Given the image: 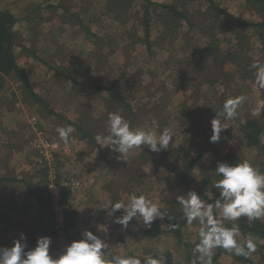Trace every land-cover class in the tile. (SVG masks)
I'll return each mask as SVG.
<instances>
[{
    "label": "rangeland",
    "instance_id": "obj_1",
    "mask_svg": "<svg viewBox=\"0 0 264 264\" xmlns=\"http://www.w3.org/2000/svg\"><path fill=\"white\" fill-rule=\"evenodd\" d=\"M150 1L156 5L149 7L151 45L147 49L141 27L143 0H28L24 7L20 0H14L18 20L14 28L16 61L45 106L31 102L21 93L19 82L7 77L0 89V176L6 167L18 182L29 177L42 182L46 167L50 170L48 181L56 186L54 195L59 196L61 186H67L68 195L62 200L77 212L76 227L67 235L63 233L56 223L59 213L54 211V202L62 211L60 196L51 198L57 231L48 236L52 238L50 255L54 258L65 245L78 240L83 230L97 227L95 235L110 245L106 256L131 253L146 260L170 252L173 264H194L184 247L198 259L193 248L198 243L199 225L196 221L187 225L176 200L184 195L177 175H182L188 164L178 151L185 142L191 145L190 160L196 159L187 175L193 188L206 177L212 184L217 163L223 162L231 149L241 154V162L247 160L264 173L262 150L245 147L240 138L244 118L264 120V89L255 83L254 70H249L255 62L264 63V14L248 8L249 0H213L228 14L253 25L247 27L217 15L211 18L205 0ZM52 3L67 7L69 13L58 6L51 8ZM160 4L176 7L186 19L171 39H164L163 31L177 19H169ZM0 8L11 10L13 6L4 2ZM207 43L213 47L220 44L221 59L222 52L229 51V62L218 69L213 66L214 71L212 67L203 70L213 65L212 57L206 60L203 53ZM60 69H69L72 80L62 77ZM211 73L212 81L206 82L203 76L210 78ZM108 87L124 102L113 100L104 90H95ZM238 96H244L245 101L236 118L220 117L227 129L221 132L219 142L210 143L214 114L223 110L227 100ZM257 110L260 115H253ZM113 112L121 113L134 128L151 130L153 118L161 129L169 127L172 141L168 149L152 153L137 148L123 161L107 147L92 143L91 138H82L80 130L89 136H106L108 114ZM69 125L75 132L65 144L57 128ZM44 141L57 144L52 156L40 151ZM20 185L13 183L0 190V247L12 246L20 233L26 236L29 248L44 236L38 231L42 225L33 220L42 213L33 215L35 202L30 205ZM209 191L213 196L216 193L212 186L207 194ZM132 193L147 196L170 218L177 217L185 246L170 235H139V228L150 229L139 217L127 228L113 223L123 212L111 217L109 199L127 201ZM45 221L52 224L51 219ZM243 237H238L241 243ZM252 237L257 249L249 257L250 264H260V241ZM232 256L223 249L217 264H241Z\"/></svg>",
    "mask_w": 264,
    "mask_h": 264
},
{
    "label": "clouds",
    "instance_id": "obj_2",
    "mask_svg": "<svg viewBox=\"0 0 264 264\" xmlns=\"http://www.w3.org/2000/svg\"><path fill=\"white\" fill-rule=\"evenodd\" d=\"M249 70H254L255 83L264 89V63L255 62L249 66ZM244 101V96L226 101L223 110L211 120L210 143L219 142L221 132L227 129L220 117L235 119L237 110ZM261 107L264 108V102ZM253 115H260V111H254ZM106 131V136L101 133L95 135L97 145L117 153V160L123 161L134 149L142 147V150L160 153L167 150L172 141V130L169 127L161 129L155 118L151 121V130H144L142 127L134 128L119 112L108 114ZM57 132L60 140L67 144L75 128L70 125L58 127ZM214 173L219 179L213 183L212 189L218 195L214 198L209 191L208 195L213 198L212 203L203 199L195 190L176 197L187 225L198 222V243L193 248V253L202 264H212L218 248L238 257H250L256 252L257 242L249 234L243 237L241 243L238 237L242 234L236 222L241 217H246L249 221L264 219V173L247 160L235 165L218 162ZM108 204L111 217L122 210L123 214L113 220V223L122 228H127L129 222L137 217L146 228L151 227L156 219L167 218V213L145 195L132 193L127 201L112 202L109 199ZM226 222H233L232 226H225ZM170 227L174 229L176 226ZM51 244V237L42 236L37 238L34 247L29 248L26 236L20 233L19 238L12 241V246L0 247V264H141V260L134 256H106L110 245L86 229L81 232L78 240L65 245L55 258L50 255ZM145 264H164V257L162 254L159 258L149 256Z\"/></svg>",
    "mask_w": 264,
    "mask_h": 264
},
{
    "label": "trees",
    "instance_id": "obj_3",
    "mask_svg": "<svg viewBox=\"0 0 264 264\" xmlns=\"http://www.w3.org/2000/svg\"><path fill=\"white\" fill-rule=\"evenodd\" d=\"M145 2V6L143 8V19L141 22L142 32L144 36V46L149 49L151 45V14L149 13V7L151 5H156L150 0H143ZM209 4L208 8V15L212 18V16H219L221 18H227L231 21H235L237 24H241L247 27H253L251 23L245 22V20H241L239 18L233 17L232 15L228 14L225 10L220 8L216 3H214L213 0H205ZM248 8H250L254 13L261 15L264 14V0H249L247 3ZM60 8H64V13L68 12V8L65 6H61V4L57 5ZM56 6V7H57ZM54 6H51L53 8ZM160 8H162L164 11H166L169 19H177L175 21V25L166 27V30L163 31L166 36L164 39H171L174 34L179 31L182 28V23L186 21L185 17L178 13L176 11V7H172L171 5L166 4H160ZM76 17V16H75ZM120 17V15L118 16ZM18 20L15 18V16L7 11V10H1L0 9V89L3 88V85L5 83V80L7 77H11L16 80V82H19L21 85V93L24 94L29 100L31 99V102L43 104L45 106V102L36 94L33 92L32 86L29 83L27 76L25 74V71L23 68L19 67L16 61L15 56V47L16 45V34L14 32V28L17 24ZM256 26V25H254ZM259 27L263 26L261 24L257 25ZM230 41H228L229 43ZM210 43V42H209ZM208 46V43H207ZM198 47H195L197 49ZM220 44L218 43L215 47L209 45L208 48L205 47L203 50L205 59L212 57V63L213 65H208L203 68V70L210 71L211 67L213 71L215 70L213 66L218 69L221 66H224L225 63L229 62L230 52H222V58H220L219 52H220ZM23 49V48H22ZM193 49V51H195ZM29 52V51H28ZM193 52L191 51V54ZM220 64V65H219ZM228 68L227 70H229ZM58 72L61 74L62 77L65 79L72 80L68 76L69 69H60ZM213 73H211V77L209 78L208 75H204V80L206 82L212 81ZM210 84V83H209ZM96 91H105L113 100L117 102H124V100L121 98L120 95H117L112 91L111 88H97ZM262 114L264 116V108H262ZM217 114V113H216ZM214 114V118L215 115ZM213 118V119H214ZM264 118V117H263ZM80 133L82 135L83 139L91 138L92 143H96L95 137L91 135L90 136L83 132V130H80ZM240 138L244 141V146L247 148H260L262 152L264 153V120H259L253 117H246L244 118V122L241 124L240 127ZM6 146V144H5ZM182 148V149H181ZM165 151V150H164ZM174 151H176L174 149ZM184 154V158H186V169L182 175H177L178 181H182L183 186V193L185 194L189 190H195L200 196L207 200L209 203L213 202V198L207 194L209 188L212 186L213 183L219 179L215 174L213 175V182L211 184V179L208 182L207 177L203 179L202 183L199 185L198 188H193L190 185L189 179H188V172L191 170L192 166L194 165L196 159L190 160V151H191V145L187 142L183 143L182 146H180V150ZM190 160V161H189ZM242 161L241 154L235 150H228V152L223 157V162L230 163L235 165L236 163H240ZM3 171L2 176H0V190L9 187L10 184L13 183H20L23 192H25V197L27 200H29V203L31 205V202H35L34 208V214L36 213H42L40 217L33 220H38L39 226L42 225V229L40 227L38 228L39 233L43 234L44 236L50 235V233H54L57 231L55 226V218H54V211L52 209V203H51V194L49 192L47 183L48 182V171H50L48 168L45 167L46 170V177L42 182L40 181H34V177H29L25 180H20L18 182L17 179L11 178V173H9L6 170V167L1 169ZM174 172V171H173ZM45 176V174H44ZM67 186H61L59 189L60 193V205L62 206V222L59 223L60 229L63 231V233L71 232L73 228L76 227V216L77 212L72 209L71 205H69L68 202L65 201V203L62 200V197L65 195H68ZM213 190L216 192V190L213 188ZM218 194L215 193L214 198ZM18 196V195H16ZM18 198V197H17ZM14 207H16V204H14ZM31 207V206H29ZM15 209H13L14 211ZM12 211V212H13ZM31 215V216H33ZM46 219H51L52 224L46 223ZM165 222L163 224H159L157 220L153 221L150 229L143 230L142 228H139V235L141 236H149L150 238L159 237L161 235H170L174 237L180 244L184 245L183 240L181 239V225L180 220L177 217L170 218L167 215V218L163 219ZM56 223L58 224L57 218ZM239 224L240 231L244 236L251 235L255 236L260 241V264H264V221L254 220L249 221L246 217H241L239 221H237ZM170 225H175L176 227L173 229L170 227ZM225 226L231 227V224H226ZM151 228L153 230L151 231ZM59 229V228H58ZM3 231V230H2ZM89 231L93 232V234H98L97 227H91ZM70 237V236H69ZM185 246V245H184ZM187 253V257L189 261L193 262L194 264H202V262L199 259H196L191 256L189 249L187 246L184 247ZM223 248L216 249V252L212 259V264H217V261L221 257ZM127 256H134L131 253L127 254ZM136 257V256H134ZM156 258H159L158 256H153ZM164 264H173V258L172 254L170 252H166L164 254ZM138 258V257H136ZM233 260L235 262L241 263V264H250V259L244 258V257H238L233 255ZM141 260V264H145L146 260L142 258H138Z\"/></svg>",
    "mask_w": 264,
    "mask_h": 264
},
{
    "label": "built area",
    "instance_id": "obj_4",
    "mask_svg": "<svg viewBox=\"0 0 264 264\" xmlns=\"http://www.w3.org/2000/svg\"><path fill=\"white\" fill-rule=\"evenodd\" d=\"M57 148H58V146H57V144L56 143H52V142H49V141H44V142H42L41 143V146H40V151H42V152H46V153H50V155L52 156L53 155V152H55L56 150H57ZM47 186H48V189H49V192H50V194H51V198L53 199L54 197H57V198H59V196H57V195H54V193H52L54 190H55V188H56V186H55V184H53L52 183V181H48L47 182ZM54 207H56L57 209H55L54 211L56 212V213H59V216H57V221L59 222V223H61V217H62V211H61V208H60V206L58 205V203H55L54 202Z\"/></svg>",
    "mask_w": 264,
    "mask_h": 264
},
{
    "label": "crops",
    "instance_id": "obj_5",
    "mask_svg": "<svg viewBox=\"0 0 264 264\" xmlns=\"http://www.w3.org/2000/svg\"><path fill=\"white\" fill-rule=\"evenodd\" d=\"M28 0H20V6L22 5L23 7L24 6H26V2H27ZM7 3L9 6H13V8L11 9V10H9V9H5V8H0L1 10H7V11H9V12H11L14 16L16 15V13H15V7H16V3L14 2V0H0V6H1V3ZM53 4V3H52ZM52 6H57V5H52ZM16 18V17H15ZM17 25V24H16Z\"/></svg>",
    "mask_w": 264,
    "mask_h": 264
}]
</instances>
